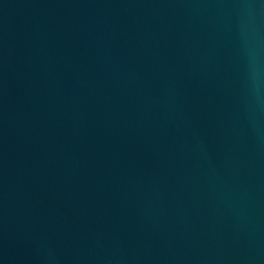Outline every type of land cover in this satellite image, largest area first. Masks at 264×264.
<instances>
[{
	"label": "water",
	"instance_id": "95a60500",
	"mask_svg": "<svg viewBox=\"0 0 264 264\" xmlns=\"http://www.w3.org/2000/svg\"><path fill=\"white\" fill-rule=\"evenodd\" d=\"M0 264H264V0H0Z\"/></svg>",
	"mask_w": 264,
	"mask_h": 264
}]
</instances>
